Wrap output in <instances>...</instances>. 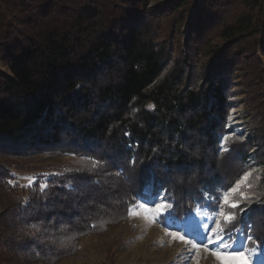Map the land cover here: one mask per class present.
Masks as SVG:
<instances>
[{
  "label": "trees",
  "instance_id": "trees-1",
  "mask_svg": "<svg viewBox=\"0 0 264 264\" xmlns=\"http://www.w3.org/2000/svg\"><path fill=\"white\" fill-rule=\"evenodd\" d=\"M149 1L47 0L32 29L19 37L0 34L8 69L0 71V151L65 150L61 155L85 161L49 176L43 192L33 184L25 201L6 200L0 264H55L76 253L80 238L127 218L136 193L146 202L159 184L177 197L188 189L185 194L202 196L210 185L220 193L228 171L238 174L246 161L219 151L237 65L231 49L225 56L224 50L247 38L261 44L264 62V0H243L249 13L221 32L231 44L214 50L190 79L186 63L169 68ZM252 159L263 166L264 152ZM4 172L0 184L7 191ZM260 174L262 196L248 212L264 249V168Z\"/></svg>",
  "mask_w": 264,
  "mask_h": 264
},
{
  "label": "rangeland",
  "instance_id": "rangeland-1",
  "mask_svg": "<svg viewBox=\"0 0 264 264\" xmlns=\"http://www.w3.org/2000/svg\"><path fill=\"white\" fill-rule=\"evenodd\" d=\"M45 1L47 0H0V34L8 32L6 36L19 37L20 33L24 34V31L32 29V23L40 12L39 5ZM146 8L152 12L158 11L152 24L156 40L163 43L168 50L169 68L178 63H186L190 72L189 79L200 74L202 68L212 61L214 50L223 48L225 44H231L221 36L222 30L250 11L243 0H186L183 7H180L178 0H150ZM189 25L193 26L192 31H189ZM0 39H4L3 36ZM244 40L245 42L236 39L230 45L232 48L229 46L228 49L224 48V56L230 55L229 49L235 54L237 65L236 70L230 73L229 77L228 104L230 105L224 124L223 139L225 136L228 137L225 147L229 151L224 152V155L237 157L241 153L246 161L239 165L238 174L232 170L228 171V167H223V171L229 172V178H227L228 185L222 189L220 195L222 199L225 191L234 187L236 181L246 172H251L248 181L242 183L240 187V192L248 197L240 207L248 212L252 206L259 203L256 201L262 196L260 187L263 184V175L260 174V170L264 165L255 164L252 158L258 151L264 152L262 127L264 125V62L258 48L261 44L257 46L247 38ZM2 48L5 47L0 44V52H3ZM5 65L0 59V71L8 73ZM229 66V69L233 67ZM252 132H255L259 140L252 135ZM61 152L66 151H44L34 154L0 151V172L8 173L9 180L12 181L11 184L8 183L11 188L7 191L3 189L4 185L0 184V216L5 209L4 204H7V199L25 201L28 198V190L33 184L39 183V186L46 184L47 178L55 172L67 171L70 167L81 166L85 162L82 158L61 155ZM33 178L34 182L29 186V180ZM150 192V188L145 189V193L150 194ZM166 192L169 202L173 204V207L164 213L171 222V226L167 229L162 222H149L145 219L146 212L143 209L133 207V212L139 213L138 215L128 216L103 227L101 232L88 233L77 242L76 253L73 256L61 259L55 264H194L191 257L196 255L195 250L182 241L172 240L166 232L184 227L189 232L186 239L198 237L202 228L195 210L199 206L203 212L202 203L197 205V196L185 194L186 192L183 193L184 195L181 193L180 197H177L175 191L171 189ZM236 198L240 199L239 193ZM156 202H160L159 197L156 198ZM147 206L154 207L151 202H148ZM216 209L219 213V204L216 205ZM228 211L235 212V221L225 223L219 215L216 219L221 221V227L230 232H238L241 228L239 218L244 213L238 210ZM209 223L215 227L216 220ZM208 231L210 232L211 228ZM248 234L255 238V243L247 242ZM261 236V229L252 225L248 219L245 227V246L259 245ZM259 246L260 254L253 264H264V249ZM212 248L213 246L210 245V250L205 251L201 246L198 264H244V257L228 250L217 249L218 256H213Z\"/></svg>",
  "mask_w": 264,
  "mask_h": 264
},
{
  "label": "snow or ice",
  "instance_id": "snow-or-ice-1",
  "mask_svg": "<svg viewBox=\"0 0 264 264\" xmlns=\"http://www.w3.org/2000/svg\"><path fill=\"white\" fill-rule=\"evenodd\" d=\"M149 107H151V105ZM227 139L228 137L225 136L220 142L219 151L221 153L229 151V149L225 147V142ZM130 163L135 164V160L130 161ZM250 175L251 172H246L240 180L236 181L234 187L229 188L223 193L222 199L220 193L216 191L217 185H210L201 189L202 196H197L196 203L197 205H201L202 203L203 212L202 208L199 206L195 210V214L200 220V225L202 228V232L198 237L186 239V236L189 235V232L184 227H177L176 231L166 232V235L170 236L172 240L182 241L185 245H190L192 250H195L196 255L191 257V259L194 261V264H198V255L201 246L205 251H208L210 250L209 246L212 245L213 248L211 249V252L213 256H218L217 249L228 250L231 253L238 254L239 256L244 257V264H253L255 258L260 254L259 245H256L255 247L245 246V227H247V220L250 218L251 212H245V209L240 207L241 203H243L245 200H248V197L245 196L244 193L240 192V187L242 183L248 181V177ZM33 182L34 178L29 180V186H31ZM9 183L11 184L12 181L9 180ZM218 186L220 188L225 187L223 183H220ZM46 187V184H41V191L43 192ZM69 187H71V185H69ZM154 187L155 194L153 200L151 201V204H153L154 207H148V202L142 201L140 193L138 192L134 197L135 204L130 206L128 209V215L132 216L134 214H139L133 212V207L143 209L146 212V220H149V222L152 223L162 222L164 227L167 229L171 226V222L168 217L164 216V213L168 212L173 207V204L169 202V196L167 192L161 191L162 184L155 185ZM249 187H251V184H249ZM238 193L240 199L236 198ZM156 197H159V203L156 202ZM250 202L251 201H249V203ZM217 204H219V213H217L216 209ZM228 210H238L239 212L244 213V215L239 218L241 228L238 230V232H230L227 229L221 227V221L216 219L217 215H219V217H221L225 223L235 221V212ZM209 212L211 213L210 215ZM214 219L216 220V225L215 227H212L211 223L209 222ZM30 227L39 231V226L36 224H32ZM209 228H211L210 232L208 231ZM181 233H183V235ZM246 239L248 243H255V238L251 234H248Z\"/></svg>",
  "mask_w": 264,
  "mask_h": 264
}]
</instances>
